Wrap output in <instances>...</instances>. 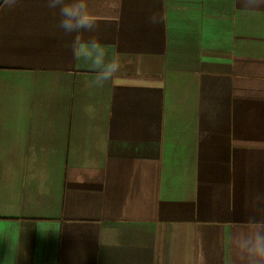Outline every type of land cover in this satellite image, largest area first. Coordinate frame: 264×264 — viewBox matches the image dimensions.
Listing matches in <instances>:
<instances>
[{"label":"crops","instance_id":"crops-1","mask_svg":"<svg viewBox=\"0 0 264 264\" xmlns=\"http://www.w3.org/2000/svg\"><path fill=\"white\" fill-rule=\"evenodd\" d=\"M90 8L121 65L102 88L45 0H0V264H240L234 230L264 218V5Z\"/></svg>","mask_w":264,"mask_h":264},{"label":"clouds","instance_id":"clouds-1","mask_svg":"<svg viewBox=\"0 0 264 264\" xmlns=\"http://www.w3.org/2000/svg\"><path fill=\"white\" fill-rule=\"evenodd\" d=\"M9 6L19 0H8ZM246 8L264 5V0H241ZM46 7L59 16L58 28L72 36L71 50L73 60L94 74L91 86L102 88L120 71L121 65L116 57L115 46L101 42L96 33L99 25L90 8V0H45ZM164 17L152 12L148 17L150 24L163 22ZM85 33H88L85 37ZM264 201V193L257 194L253 207ZM231 246L240 264H264V218H249L244 227L234 230Z\"/></svg>","mask_w":264,"mask_h":264}]
</instances>
